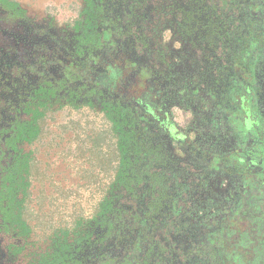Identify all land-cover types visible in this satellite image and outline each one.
<instances>
[{
  "label": "flooded vegetation",
  "instance_id": "af4514ba",
  "mask_svg": "<svg viewBox=\"0 0 264 264\" xmlns=\"http://www.w3.org/2000/svg\"><path fill=\"white\" fill-rule=\"evenodd\" d=\"M84 1L85 33L0 0V178L38 96L114 110L135 192L53 264H220L236 225L264 231V0ZM164 26L181 70L156 57ZM13 243L0 214V264Z\"/></svg>",
  "mask_w": 264,
  "mask_h": 264
},
{
  "label": "rangeland",
  "instance_id": "374dc122",
  "mask_svg": "<svg viewBox=\"0 0 264 264\" xmlns=\"http://www.w3.org/2000/svg\"><path fill=\"white\" fill-rule=\"evenodd\" d=\"M3 1L27 14L51 20L67 31L86 32L84 0ZM170 31L164 26L154 33L147 32L157 36L153 46L163 66L177 65L181 70L188 48ZM28 117L27 125L32 127L30 145H26L29 159L22 163L20 152L15 182L26 188L15 192L18 196L14 208L10 207L13 213L6 225L15 242L10 264H53L56 253L62 257L74 241L89 231L85 223L89 217L91 233L95 232L97 217L104 212V199L111 203L122 196L126 137L116 112H105L102 107L53 104L38 96ZM21 135L18 148L25 151L23 131ZM22 167L30 170L26 180H21ZM89 176L92 181L87 183ZM199 193L200 198L207 199L205 191Z\"/></svg>",
  "mask_w": 264,
  "mask_h": 264
},
{
  "label": "trees",
  "instance_id": "16d2710c",
  "mask_svg": "<svg viewBox=\"0 0 264 264\" xmlns=\"http://www.w3.org/2000/svg\"><path fill=\"white\" fill-rule=\"evenodd\" d=\"M21 134V132H20ZM126 169L122 175L121 179V189L122 184L126 191L135 192V188L128 182L131 180L129 168L131 167V158L126 153L125 157ZM30 170H24L23 167L20 170L21 180L25 179V174H29ZM18 170L17 165L13 171H8L6 175L2 178L0 183V214L1 218L4 220L5 224L9 222L10 218L7 214L10 211V207L14 208V200L17 195L15 192L23 191L26 188L24 184L21 187L15 185L17 180ZM26 180V179H25ZM18 192V194H19ZM18 196V195H17ZM116 200L108 202V199H104L102 202V210L106 212H114ZM13 213V212H12ZM257 223L246 221L236 225L233 229L232 235L225 237L223 241L224 248H221L220 252V264H264V231L263 224L261 221L256 220ZM7 227V226H6ZM231 238V239H230ZM230 239V240H229Z\"/></svg>",
  "mask_w": 264,
  "mask_h": 264
}]
</instances>
